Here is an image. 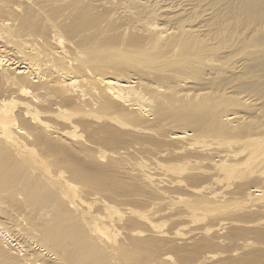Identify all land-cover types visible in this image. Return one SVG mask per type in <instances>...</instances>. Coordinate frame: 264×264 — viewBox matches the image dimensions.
I'll list each match as a JSON object with an SVG mask.
<instances>
[{
  "label": "bare ground",
  "instance_id": "6f19581e",
  "mask_svg": "<svg viewBox=\"0 0 264 264\" xmlns=\"http://www.w3.org/2000/svg\"><path fill=\"white\" fill-rule=\"evenodd\" d=\"M0 264H264V0H0Z\"/></svg>",
  "mask_w": 264,
  "mask_h": 264
},
{
  "label": "rangeland",
  "instance_id": "374dc122",
  "mask_svg": "<svg viewBox=\"0 0 264 264\" xmlns=\"http://www.w3.org/2000/svg\"><path fill=\"white\" fill-rule=\"evenodd\" d=\"M112 231H113V229H112Z\"/></svg>",
  "mask_w": 264,
  "mask_h": 264
}]
</instances>
